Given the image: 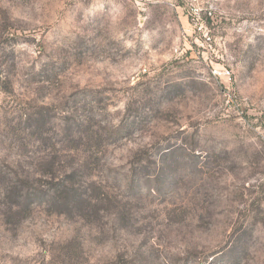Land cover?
Here are the masks:
<instances>
[{
	"label": "rangeland",
	"instance_id": "1",
	"mask_svg": "<svg viewBox=\"0 0 264 264\" xmlns=\"http://www.w3.org/2000/svg\"><path fill=\"white\" fill-rule=\"evenodd\" d=\"M0 264H264V0H0Z\"/></svg>",
	"mask_w": 264,
	"mask_h": 264
},
{
	"label": "built area",
	"instance_id": "2",
	"mask_svg": "<svg viewBox=\"0 0 264 264\" xmlns=\"http://www.w3.org/2000/svg\"><path fill=\"white\" fill-rule=\"evenodd\" d=\"M148 0H134V2L136 3V4H143V3H145V2H147Z\"/></svg>",
	"mask_w": 264,
	"mask_h": 264
}]
</instances>
